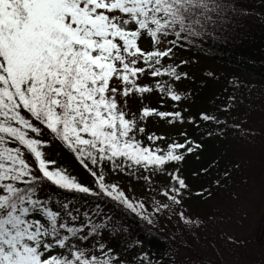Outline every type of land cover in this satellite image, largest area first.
<instances>
[{"label": "snow or ice", "instance_id": "snow-or-ice-1", "mask_svg": "<svg viewBox=\"0 0 264 264\" xmlns=\"http://www.w3.org/2000/svg\"><path fill=\"white\" fill-rule=\"evenodd\" d=\"M254 14L264 10L239 0H0V264H163L145 251L129 255L127 244L114 247L127 228L105 208L150 228L162 216L188 228L204 223L189 213L193 191L181 165L199 158L209 139L254 141L255 132L246 118H227L239 103L234 94L213 110L191 111V93L176 85L193 59L178 53L209 47L226 25ZM153 92L171 110L129 107L130 98L143 102ZM153 116L174 134L148 132ZM52 142L91 185L47 158ZM121 174L142 179L147 195L129 196L109 179ZM232 175L225 167L214 183ZM212 183L195 195L211 197Z\"/></svg>", "mask_w": 264, "mask_h": 264}, {"label": "trees", "instance_id": "trees-1", "mask_svg": "<svg viewBox=\"0 0 264 264\" xmlns=\"http://www.w3.org/2000/svg\"><path fill=\"white\" fill-rule=\"evenodd\" d=\"M239 4L256 13L264 10V0H239ZM209 45L200 51L178 53V56L199 60L205 65L197 70L185 66L183 70L189 73V78L181 80L176 87L185 93H191L188 96L187 104L193 113L205 109L213 110L218 104L225 102L229 95H236L238 106L232 109V114L227 118L229 120L235 117L246 118L247 126L255 132V140L242 141L233 136L225 139L213 138L205 142L204 149L199 153V158L195 155L187 157L181 165L182 174L192 188V200L201 201L203 204L217 200L224 194L225 197L237 198L235 194H238L239 197L248 185H256L254 182H249L250 174L243 171L241 156L245 154V151L254 152L252 155L255 154L264 164V139L261 137V129H264V17L254 14L236 18L225 26L223 33L217 34L214 39L210 40ZM210 72L213 73L212 76H209ZM237 81H239L238 85ZM132 98L134 102L129 107L133 111L138 110L142 105L157 107L161 110H171L172 108L170 103L161 107L159 95L155 92L151 93L148 102H141L137 97ZM147 130L169 135H173L175 132L169 128L165 121L155 116L148 119ZM145 143H147L146 139ZM158 143L163 144V142ZM51 144L56 146L55 148L53 146L54 153L57 148L61 154L58 160L54 155L53 160L58 165L66 166L78 181L91 185L92 177L89 173L57 142ZM213 160L218 162V166H213L209 173L193 175L194 172H199L202 166H208L209 162ZM236 162L240 164L238 169L235 168ZM225 167L233 173L232 178L222 186H218L214 183V178L222 177ZM262 176L263 180L259 181L258 186L261 187L264 194V175ZM109 179L118 182L128 194L134 192L133 194L147 195L146 185L142 179L127 174L110 176ZM167 179L168 177L165 175L159 177L157 182L166 183ZM209 182H213V195L197 197L195 193L200 190L201 185L207 187ZM61 195L71 196L72 194L62 193ZM109 209H112L114 220H119L122 227L127 228V232L122 234V238L113 240L114 247L119 248L121 245L127 244L130 249L128 254L132 255L140 246L136 242L143 241L145 246L143 251L147 252L151 259L162 260L163 264H176L170 254L169 244L158 238L159 235L152 233L154 228H150L145 222L122 208L117 209L113 205H108L105 211ZM260 209L264 211V204H261Z\"/></svg>", "mask_w": 264, "mask_h": 264}, {"label": "rangeland", "instance_id": "rangeland-1", "mask_svg": "<svg viewBox=\"0 0 264 264\" xmlns=\"http://www.w3.org/2000/svg\"><path fill=\"white\" fill-rule=\"evenodd\" d=\"M204 65L193 59L186 66L197 70ZM150 97L151 94H144L143 102H148ZM133 102V98H130L129 105ZM53 146L56 147L50 144L44 151L48 159L53 160L55 155L58 160L61 154L57 148L54 153ZM253 153L245 151L241 159L243 171L250 174L249 182L256 185H248L238 198L232 199L224 194L204 204L192 198L186 201L190 215L204 221L199 228L185 227L175 217L171 221L163 216L160 218L159 226L154 228L156 233H152L169 244L170 254L176 264H264V211L260 209L261 204H264V194L258 186L259 181L263 180L264 164ZM133 193L128 195L137 198L145 196ZM143 249L144 245L138 246L132 255Z\"/></svg>", "mask_w": 264, "mask_h": 264}]
</instances>
